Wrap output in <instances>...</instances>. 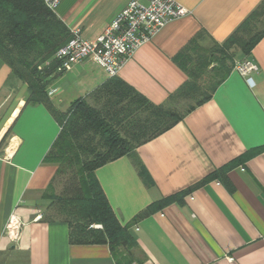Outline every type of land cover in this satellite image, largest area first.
<instances>
[{
	"label": "crops",
	"instance_id": "crops-1",
	"mask_svg": "<svg viewBox=\"0 0 264 264\" xmlns=\"http://www.w3.org/2000/svg\"><path fill=\"white\" fill-rule=\"evenodd\" d=\"M131 1L61 0L54 14L70 34L78 29L83 40L94 42ZM173 1L188 14L137 48L116 78L153 106L189 102V108L194 101L175 98L189 81L182 60L194 66L196 56L207 58L223 48L264 0ZM231 55L234 63L257 65L251 81L230 66L227 73L220 68L225 77L210 100L187 108L172 128L95 170L133 241L113 250L107 243L70 241L68 224L51 208L57 166L45 160L60 131L57 114L78 100L93 106L94 93L111 78L84 61L47 78V91L56 90L47 98L50 107L25 104L27 86L12 83L0 59V109L16 90L20 94L0 131V142L8 137L0 148V264H264V36L250 54L233 47ZM12 214L23 223L15 244L4 234Z\"/></svg>",
	"mask_w": 264,
	"mask_h": 264
},
{
	"label": "trees",
	"instance_id": "trees-1",
	"mask_svg": "<svg viewBox=\"0 0 264 264\" xmlns=\"http://www.w3.org/2000/svg\"><path fill=\"white\" fill-rule=\"evenodd\" d=\"M235 33L223 48L207 58L196 56L194 66H189L188 58L182 60L189 81L175 98L194 100L195 106L188 111L210 100L225 77L220 74V68L234 65L232 48L250 54L264 36V28L248 40L236 37ZM70 38L67 28L43 0H0V59L8 65L12 76L27 86L29 94L25 104L44 103L50 107L47 78L51 74H62L57 71L54 56ZM214 62L217 63L211 75L215 79L218 74V80L209 82L207 89L202 91L203 71ZM94 95L96 103L93 106L78 100L64 113L57 114L60 131L45 157L47 162L57 166L49 191H53L52 184L57 176L63 181L60 194L49 195L51 208L68 224L72 243H107L111 250L118 245L129 248L133 241L111 210L94 172L169 130L184 114L177 107L149 104L116 77ZM6 137L7 134L0 145ZM136 165L140 168L139 163ZM174 198L153 203L137 218L148 216ZM96 225L100 229L93 228Z\"/></svg>",
	"mask_w": 264,
	"mask_h": 264
},
{
	"label": "built area",
	"instance_id": "built-area-1",
	"mask_svg": "<svg viewBox=\"0 0 264 264\" xmlns=\"http://www.w3.org/2000/svg\"><path fill=\"white\" fill-rule=\"evenodd\" d=\"M60 1L43 0L52 12ZM187 14L188 11L173 0H132L94 42L83 40L78 29L72 30L70 40L55 53L57 71L68 72L75 65L90 61L100 66L109 78H114L137 48L151 41L169 22ZM232 70L249 82L258 67L249 60H242L235 62ZM55 92L48 90L47 95ZM40 219L41 216H37L35 221ZM22 225L18 216L10 215L4 234L11 243L19 241Z\"/></svg>",
	"mask_w": 264,
	"mask_h": 264
},
{
	"label": "rangeland",
	"instance_id": "rangeland-1",
	"mask_svg": "<svg viewBox=\"0 0 264 264\" xmlns=\"http://www.w3.org/2000/svg\"><path fill=\"white\" fill-rule=\"evenodd\" d=\"M263 28H264V10L261 11V8H260L255 13H253V15H251L249 17V19H247V21H245V24L240 27V29L235 33V36L236 37H241V38H243L245 40H248L252 35L260 32ZM223 54L224 53H222V55ZM216 63L214 62L213 65H215ZM10 81L12 83H14V81L18 82L19 80H17L14 76L11 75ZM212 81H214V77H212L210 72L208 74H205L204 76H202V81L201 82H203V83H200L201 87L203 86L202 87V91L206 90L207 87H208L209 82H212ZM19 82H21V81H19ZM19 95H20L19 94V90H16L13 94H11V96L8 98V100L5 101L3 107L0 109V131L4 128L6 123H8L10 121L11 116H12V112L16 108V106H17V104L19 102L18 101L19 97H20ZM194 103H195V101H194ZM188 104H189V102H187L186 104H183L182 106L178 107L180 113L188 108L187 107ZM7 138L8 137H6L3 140V142L0 145V148L2 146H4ZM1 140H2V138H1ZM62 181H63V178L60 177V176H57L55 181H54V183L52 184L54 193L56 195H59L60 192H61ZM94 227L100 229V226L96 225Z\"/></svg>",
	"mask_w": 264,
	"mask_h": 264
}]
</instances>
